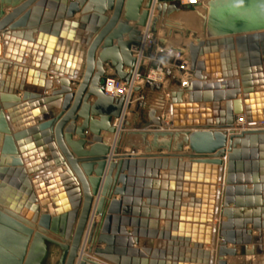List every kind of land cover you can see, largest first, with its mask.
<instances>
[{
    "label": "water",
    "instance_id": "obj_1",
    "mask_svg": "<svg viewBox=\"0 0 264 264\" xmlns=\"http://www.w3.org/2000/svg\"><path fill=\"white\" fill-rule=\"evenodd\" d=\"M67 1L0 0V264H102L80 257L84 239L88 253L108 264H164V243L180 249L181 263L191 254L212 264L204 247L213 246L214 264H228L226 258L237 256L228 246L244 245L240 238L252 233L249 225L264 231V223L239 219L240 197L264 191V170L259 181L241 175L247 158L264 161L258 150L264 152V130L253 128L264 123V0H204L207 38L191 43L182 59L156 58L167 65L168 87L146 80L122 98L106 94L108 80L129 86L137 75L147 76L132 50L142 45L143 30L150 27L155 35L161 21L163 29H180L166 18L181 4L73 0L65 14L46 12ZM226 57L234 68L222 73ZM186 64L193 74L188 88L173 76ZM23 74L27 86L18 81ZM54 82L59 89L53 90ZM149 91L159 94L154 103ZM241 118L247 130L238 131ZM103 133L117 137L116 156L128 137H141L145 147L143 155L115 157L105 180L111 148ZM220 181L226 221L214 229Z\"/></svg>",
    "mask_w": 264,
    "mask_h": 264
},
{
    "label": "crops",
    "instance_id": "obj_2",
    "mask_svg": "<svg viewBox=\"0 0 264 264\" xmlns=\"http://www.w3.org/2000/svg\"><path fill=\"white\" fill-rule=\"evenodd\" d=\"M71 2H73V0L67 1L66 4H64V2H56L57 3L56 7L50 9V11L47 9L46 12H50V13L53 12L57 15L65 14V11L67 10V6ZM202 5H200L199 7H196V8H192V7H189L187 5L181 4L182 10L180 12L173 13L172 15L167 17L166 21H171L173 23H179L180 24L183 22L182 16L184 13H188V14L193 13V12L184 11L185 9H187V10L195 9L197 12L198 9H200V7L202 9H204V7H205L204 3ZM6 12H7V14H11L12 10L9 9ZM180 13H181V15H180ZM176 15H178V16H176ZM106 16L108 18H111L112 13L108 12ZM80 17H81V13L76 14V16H75V18H80ZM130 26H134V25L131 23ZM188 36H189V39H188ZM154 37H155L156 46L152 50L149 51V57L146 59V63H145L146 68H148V69L150 66H154V65H159L161 67L164 66V68L166 69L167 65L159 63L156 61V58L158 56L170 54V55H174L177 58L181 59L179 57V54H178L179 50L184 51V55L182 56V58L186 57V56H188V46L191 43L196 44L198 39H206L207 38V37L201 38L200 30H198L197 28L192 27L190 25L185 26L184 32L181 31L180 29H178V30H176V29H173V30L163 29V21H161L159 23L158 32H157V34L154 35ZM127 39H128V36H125V40H127ZM104 44L105 43H103L102 47L99 49V51L97 53L98 58L102 52ZM116 44H117V42L115 41L114 45H116ZM221 54H224L223 50L221 51ZM236 58H237V60H239L240 58H242V55L237 54ZM26 60H27L26 65L29 66L31 59L27 58ZM200 60H204V59L200 58ZM263 61H264V57H263ZM186 66L187 67L184 68V71L182 73H181L180 69H177V68L174 71V75H173L174 79L179 81L181 84L183 82H185L186 80H190L191 82L193 80V74L190 71L189 64H186ZM220 68H221L222 73L223 72L229 73V71L233 70L234 63L232 62V60L230 58L226 57L223 60L221 59ZM105 71H106V74L108 76H113L115 74V70L113 69L111 64H107L105 66ZM154 71L155 70L152 69L151 72H149V75H152V73ZM125 72H129V70L125 69ZM9 74L11 75L12 72H10ZM53 76H54L53 73L50 72L48 74V80L52 81ZM81 77H82V74H79V78H81ZM18 81L24 82V84L26 86L28 85V77L27 76H25L24 78H18ZM216 81H217L216 76L212 75L211 76V82H216ZM78 83H80V81L77 82L75 86L72 84V88H73L74 92H76V90H77ZM163 84H164V87H168L169 83L167 81H164ZM30 86L34 87V85H30ZM140 86H143V83H141ZM55 89H59L57 82H54V89L53 90H55ZM173 89L177 90L176 87H174ZM51 93L52 92L50 91L49 94L51 95ZM18 96L20 98H22L23 93H18ZM148 96H149L150 102L154 103V100H156L158 98L159 94L158 93H152L149 91ZM170 98H171L170 96L167 97L168 103L170 102ZM138 99H139V97L136 96V100H138ZM187 100H188V96H184V101H187ZM94 102H95V99L91 98L90 103L93 104ZM134 106H135V103L133 104V107H132L133 109H134ZM129 117H130V115H129ZM162 119L164 121V124H166V114L162 116ZM82 123H83V121L80 120V121H78L76 126L79 127V126H81ZM169 125H170V123H169ZM10 126H11V129L15 128L14 125H10ZM169 128H171V127H169ZM85 134H86L88 140H90L92 137L91 133L89 131H86ZM102 136L104 138V143L111 148V152L107 156V167H106V171H105V175L103 177V180H105V178L108 174L110 164L112 162H114L115 157H122L125 154H127V155H129V154L143 155L144 154V150H145L144 148L145 147H144V143H143V140L141 137H128L124 141L125 142L124 146H122L120 148L121 154L119 156H116L114 154L116 136H111V135L106 134V133H103ZM74 140L75 141L78 140V137L75 136ZM152 140H153L152 137H148L147 144L150 145L152 143ZM131 146H137L138 149L136 150L135 153H133V148ZM258 147H259L258 150L260 152V157H261V155H263L264 152L260 151V147H261L260 145ZM90 148H91V146L87 145L85 147V150L89 151ZM184 152L189 153L190 148L185 147ZM184 160L188 161V159H184ZM116 162H118V160ZM263 163H264V161L261 159H253L252 157L247 158L246 160L243 161L242 174L241 175L244 178L253 177L255 180H258V181L261 180L262 171L264 170V166L262 165ZM258 164H260V165H258ZM95 170H97V167H95ZM160 174L161 175H167L168 172L162 171ZM93 177H95V174L93 175ZM248 188H249V190H253L252 185H249ZM240 199L242 200L243 204L239 208V211L241 213L239 216L240 217L239 219L242 221H248V219L251 218L255 222H259L260 224H263L264 223V219H263L264 214H263L262 210H263V204H264V191H262L259 194L255 192L252 195H245L243 197H240ZM144 202H146L145 199H144ZM183 202L185 204H188L190 201H189V199H184ZM202 210L203 209H201V211ZM42 212H46V210L43 209ZM194 213L196 214V212H194ZM200 215H203V213L202 214L200 213ZM214 220H215V222L211 226H213V225L216 226L220 223L218 215H216V218ZM165 224H166L165 221H161L160 227L163 228L165 226ZM188 224L194 226V223L188 222ZM129 230L131 232V229H129ZM247 231L248 232L252 231V233H250V235L249 234L243 235L240 238V240H242V242L245 243L244 245H239L237 247H233L231 245L228 246V248H230V249L236 248V250H237V256L236 257L226 258L228 264H264V231L258 232L256 230H254L252 225H249L247 227ZM191 233H192V235H195L196 232H194L192 230ZM196 235L199 236L200 234L196 233ZM156 243L157 242H155V244ZM156 246L157 245H155L154 247L156 248ZM162 247L167 251V257L164 261H162V262H164V264H170V263H172V264H200L201 263V261H200L201 259L199 256H193L191 254L186 256L187 258H189L188 261L185 260L184 261L185 263H181L180 259H179V258H181L180 257L181 251L179 248H178V250H176L173 247H169L167 245V243H164ZM101 248H103V247L101 246ZM193 248H194V245L190 244V249H193ZM204 250L206 252L212 253V264H214L215 254H216L215 247L205 246ZM81 252H83V249L81 250ZM81 252H80V257H82ZM87 256H88V258L95 260L97 262H100L102 264H108V263H105V262L101 261L100 259L96 258L94 254L88 253ZM151 258H152L151 256L148 257L149 263H151V260H152ZM76 264H80V259L77 261Z\"/></svg>",
    "mask_w": 264,
    "mask_h": 264
},
{
    "label": "bare ground",
    "instance_id": "obj_3",
    "mask_svg": "<svg viewBox=\"0 0 264 264\" xmlns=\"http://www.w3.org/2000/svg\"><path fill=\"white\" fill-rule=\"evenodd\" d=\"M155 3L156 4H158V1L157 0H155ZM205 4V3H204ZM203 6V5H202ZM195 15H185V23L186 24H188V25H190V26H192V27H195V28H197L198 30L200 29V32H201V38H204V37H206V34H205V31H204V19H205V17H206V15H207V11H206V9H205V7H204V9H202L201 7H200V9H198V12L197 13H194ZM180 15H181V13H180ZM179 15V16H180ZM175 16V15H174ZM176 16H178V15H176ZM201 21H203V25L201 26ZM179 24V23H178ZM145 33V32H144ZM0 43H3V40H2V38L0 37ZM146 49H147V46L144 48V50H143V52L141 53V55H140V58H139V61H138V68L139 67H141V66H146L145 65V63H146V58H145V52H146ZM145 53V54H144ZM27 61V60H26ZM162 73L159 71V72H157V71H154V73L152 74L153 75V77H154V80H162V78H163V75H161ZM25 77V75L23 74V75H21L20 76V78H24ZM135 79L137 80V79H139V76L137 75L136 77H135ZM135 80V81H136ZM164 81H166V80H164ZM141 80L138 82V83H135V86H140V84H141ZM157 82H160V81H157ZM161 83H163V82H161ZM185 84V85H184ZM190 84H191V81L190 80H186L185 82H183L182 83V86L184 87V88H188L187 86H190ZM109 91L111 92H113V93H118L117 91H116V89H114V88H109ZM130 95H131V92H126L125 93V96H127V97H130ZM127 115H129V113H128V110L126 109L125 110V116H127ZM128 118H129V116H127ZM167 120H170L171 121V116L169 115L168 116V119ZM170 121H169V123H170ZM167 123V122H166ZM114 124L117 126V128L119 129L120 128V125H121V121H114ZM168 125V124H167ZM166 126V125H165ZM239 126L241 127V129L240 130H238V131H241V130H247L248 128H249V125L246 123V121L243 119V118H241L240 120H239ZM167 127V126H166ZM169 127H170V125H169ZM253 128H256L257 130H264V123H261V124H259V125H256L255 127H253ZM110 139V138H109ZM111 140V139H110ZM116 144H117V137H116V142H115V148H116ZM115 148H114V150H115ZM218 189H219V191H220V193H221V196H218V198H217V205H216V214H215V217H214V219L216 218V215H218L219 216V221H220V223L218 224V225H216V226H212L214 229H218V227L220 226V224L222 223V222H225L226 220L222 217V208H221V204H222V192H223V190H224V184H223V181L221 182H219V184H218ZM98 222H99V220H100V218H97L96 219ZM214 222H215V220H214ZM213 222V223H214ZM212 225V224H211ZM210 225V226H211ZM257 231V230H256ZM259 232V231H258ZM218 246V245H217ZM83 248H84V250H83V253H82V257L83 256H87L88 255V246L86 245V239H84V246H83Z\"/></svg>",
    "mask_w": 264,
    "mask_h": 264
},
{
    "label": "built area",
    "instance_id": "obj_4",
    "mask_svg": "<svg viewBox=\"0 0 264 264\" xmlns=\"http://www.w3.org/2000/svg\"><path fill=\"white\" fill-rule=\"evenodd\" d=\"M158 3H178V4H184L187 5L189 7L192 8H196L199 7L200 5H202L204 3V0H157ZM145 32V33H144ZM155 45V40H154V35L152 34L150 27H148L147 29L143 30V43L141 46L136 47L132 50L135 58L139 61L140 55L143 52L144 48L147 46L146 49V54L149 53V51L153 48V46ZM144 53V54H145ZM142 56V55H141ZM161 72L163 75L162 80H154L153 75H151V81H160V82H164L165 80V68L164 66H158L157 72ZM154 73V72H153ZM152 73V74H153ZM141 77L139 76V79H134V81L132 82L131 85H126L125 83H123L122 81L119 80H108L107 82V86H106V94L108 96L114 97V98H122L123 96H125V93L127 92H133L135 86V83H138L140 81ZM136 80V81H135ZM148 80V79H147ZM150 80V79H149ZM185 85V84H184ZM114 88L116 89V91L118 93H113L112 91H109V88ZM185 87V86H184ZM189 87V86H187Z\"/></svg>",
    "mask_w": 264,
    "mask_h": 264
},
{
    "label": "rangeland",
    "instance_id": "obj_5",
    "mask_svg": "<svg viewBox=\"0 0 264 264\" xmlns=\"http://www.w3.org/2000/svg\"><path fill=\"white\" fill-rule=\"evenodd\" d=\"M184 11H187V12H193V13H189V14H188V13H184V14H183V16H182V20H183V22L180 23V25H181V28H180V29H181V31H183V32H184V30H185V26L188 25V24L185 23V20H184V19H185V18H184L185 15H195L194 13H197V12H198V11L196 12L195 9H189V10L185 9ZM202 25H203V21H201V26H202ZM199 30H200V29H199ZM154 40H155V37H154ZM155 46H156V43H155V45L153 46V48H154ZM153 48H152V49H153ZM152 49H151V50H152ZM179 57L182 59V55H179ZM158 66H159V65H157V66H150L149 69L147 68V69H148V71H147V76H146V77H143V78L140 79V80L142 81L141 83L144 84V82H145L147 79H148V80L150 79V81H151V80H152V79H151L152 77H151V75H149V72H151L152 69L156 71V70L158 69ZM185 67H187V66H185ZM154 82H155V81H154ZM138 100H139V99H138ZM129 115H130V114H129ZM129 115H127V116H129ZM168 116H169V115H166V122H167V123L165 124V125L167 126V127L165 126L166 128H169V121H170V120H167V119H168ZM167 124H168V125H167Z\"/></svg>",
    "mask_w": 264,
    "mask_h": 264
}]
</instances>
